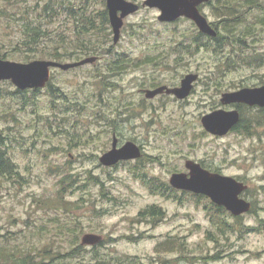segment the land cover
<instances>
[{
	"label": "rangeland",
	"instance_id": "rangeland-1",
	"mask_svg": "<svg viewBox=\"0 0 264 264\" xmlns=\"http://www.w3.org/2000/svg\"><path fill=\"white\" fill-rule=\"evenodd\" d=\"M46 1L23 4L34 8ZM70 1L88 6L93 13L103 8L102 0ZM131 1L139 4V10L124 18L116 44L108 23L109 40L99 41L100 50L91 55L98 56L93 64L51 70L52 85L59 89L54 95L48 87L20 94L11 81H0L2 143L21 175L17 182L0 177V232L6 235L1 243L48 244L65 252L77 241L82 249L66 259L68 264H264V120L253 134L236 131L223 136L206 132L200 120L203 114L222 107V92L264 84V48L258 49L262 60L253 58L252 48L243 49L234 69L223 66L217 71L226 53L195 50L191 37L198 28L192 21L161 22L157 8L143 6V0ZM1 3L0 50L6 59H40L16 48H23L22 3ZM201 10L208 22L216 20L212 7L204 5ZM35 13L30 10L28 17ZM68 17L61 10V18L48 24L53 34L62 31L65 41L75 37ZM182 43L191 45L190 53ZM116 53H126L131 61L122 74L106 69ZM77 56L90 55L65 54L60 62L79 61ZM190 72L199 79L184 101L145 98L144 89L159 82L179 83ZM119 102L127 105L121 110L126 122L112 125L110 117L115 116L113 109ZM113 132L123 143L133 140L142 146L145 168L135 171L139 162L131 160L100 164L99 156L110 149ZM150 155L158 160H148ZM187 158L248 185L243 196L255 203L256 210L244 213L241 221L255 229L222 235L211 224L202 202L190 196L179 202L151 193L138 177L146 172L168 182L172 172L186 170ZM59 190L72 204L68 211L45 204ZM152 204L166 213L155 224L137 216ZM86 234L97 235L99 242L83 245Z\"/></svg>",
	"mask_w": 264,
	"mask_h": 264
},
{
	"label": "trees",
	"instance_id": "trees-1",
	"mask_svg": "<svg viewBox=\"0 0 264 264\" xmlns=\"http://www.w3.org/2000/svg\"><path fill=\"white\" fill-rule=\"evenodd\" d=\"M2 1L6 4L9 3L11 6H17L19 3L23 5L22 16H20L21 21H23L20 25L22 33L20 44L23 48L19 46H16V48L18 47L19 50L23 51L27 57L60 61L65 54H86L91 56L97 54L100 50L98 46L99 41L105 42L109 40L111 32L109 31V19L105 0H102L103 8L97 13L88 11V6L85 7L84 4H72L70 0H47L43 5L40 4L34 8L29 7V5L24 7L23 3L27 4L25 1L29 2V0H0V7ZM85 2L87 4L88 0H85ZM202 5L210 6L214 10L216 20L211 22V26L215 30L216 35L209 36L199 30H195L191 37V44L195 50L205 48L213 51L215 54L226 53L224 60L217 65V71L223 69V66L227 70L234 69V65L239 61L236 62V58L238 59L241 53L243 54V49L252 48L255 55L253 58L256 61L263 59V55L258 53V49H261L260 46L264 48V0H207ZM30 10L36 11L33 17H28ZM61 10H64L65 14H68V19L72 23V34H75L74 38L69 37V41H65L62 31L53 34V31L48 26L49 23L56 22L61 18ZM185 19L184 17H180L178 20ZM91 35H95L96 38L94 39ZM51 42H54L53 45ZM182 45L184 51L190 53L191 45L184 43ZM228 49L230 51H227ZM105 50L109 52L110 49L108 47ZM6 57V53L0 50V58ZM30 58L25 59L29 60ZM79 59L81 57L77 56V60ZM240 60H245L244 55L240 57ZM117 61H124V57L122 56L115 61H109L106 67L107 72L115 74L114 68L118 65ZM51 80L52 77L45 87H48L50 95H54L59 89L52 85ZM104 82H106L105 84L109 82L112 85L114 84L113 81L105 80ZM215 85L218 86V83ZM107 87L109 88V85ZM16 90L20 94L25 91ZM36 90L38 89H34V91ZM125 107L127 105L119 104L113 109L115 116L110 117L112 125L116 124V121L120 123L126 122V119H121V110ZM236 107L240 112V120L234 127V130L247 135L253 134L252 130L261 125L262 120H264V108H260L257 112H252L251 115H246L249 107L240 104L236 105ZM2 138L3 136L0 134V177L17 182L21 178V175L17 170L16 164L12 161L8 149L5 147L6 145L2 143ZM148 160L154 162L158 159L150 155L148 156ZM145 166V163H141L140 161L138 165H135L134 170H141ZM210 170L218 171L212 167H210ZM71 176L69 174L68 178H71ZM138 177L151 193L160 194L179 202L184 201L186 196L196 199L197 203L202 202L211 224L222 235L224 231L243 234L248 232V230L255 229L249 227V225H244L241 221L243 215L232 216L224 207L212 203L203 195L177 190L170 186L167 181L161 180L154 175H148L146 172H140ZM247 192L245 191L243 195H246ZM251 203L252 207L249 212L255 213V203ZM45 204L53 208V210L63 211H68L72 205L69 200L65 199L62 190L57 192L56 197L46 200ZM165 215V211L156 204L146 206L137 214L140 220H146L152 224L163 220ZM259 221L261 222V220ZM237 224L239 227L236 226ZM1 238H6V235L0 232V264H68L66 259L76 256L80 253L79 250L82 249L77 241L72 242L75 244L74 247L62 252L63 249L48 244H43L40 247H31L29 245L7 246L8 243H1L3 242ZM171 248L170 246L168 247V249ZM103 261L108 262L109 260Z\"/></svg>",
	"mask_w": 264,
	"mask_h": 264
},
{
	"label": "water",
	"instance_id": "water-1",
	"mask_svg": "<svg viewBox=\"0 0 264 264\" xmlns=\"http://www.w3.org/2000/svg\"><path fill=\"white\" fill-rule=\"evenodd\" d=\"M205 1L207 0H144L142 5L157 8L160 11L159 21H173L178 17H186L191 19L202 33L214 36L216 35L215 30L198 8ZM106 8L112 27L113 42L116 43L124 18L136 12L139 9V4L128 0H106ZM95 60V56L65 63L47 59L19 62L0 58V80H10L22 90L43 87L49 80L52 67L66 70ZM197 78V73H187L180 80L179 86L161 85L155 89H147L145 96L150 98L165 90L179 99H184L190 94ZM220 102L223 106L246 104L262 107L264 106V84L222 92ZM200 120L205 131L216 136H223L239 122L240 113L235 107L231 109L220 107L203 114ZM140 156L141 149L135 142L127 140L123 145L117 146V138L113 136L111 148L99 157V161L103 165L110 166L120 160L135 159ZM184 166L187 172H174L170 175L169 184L172 187L203 194L213 203L223 206L234 216L246 213L251 209V202L240 196L247 188V185L242 181L229 175L209 171L192 159L185 160ZM98 240L99 237L94 234H86L82 237L84 244H94Z\"/></svg>",
	"mask_w": 264,
	"mask_h": 264
},
{
	"label": "flooded vegetation",
	"instance_id": "flooded-vegetation-1",
	"mask_svg": "<svg viewBox=\"0 0 264 264\" xmlns=\"http://www.w3.org/2000/svg\"><path fill=\"white\" fill-rule=\"evenodd\" d=\"M128 1H131V0H128ZM144 1V0H143ZM134 2V1H133ZM136 3V2H135ZM138 4V3H137ZM203 7V5L202 6H200V8H202ZM108 13V12H107ZM116 44V43H115ZM124 57V61H122V62H120V61H117L118 63V65L117 66H115V68H114V73H119V74H122L123 72H125L127 69V67H126V63H130L131 61H130V58H129V56H127L126 55V53H124V54H119V53H116V57H115V59L113 60V61H115L116 59L118 60V58H120V57ZM198 77H199V75H198ZM161 85H166V86H168V87H176V86H179L180 85V82L179 83H174L173 82V84H166V83H161V82H159V83H155L154 85H152L151 86V88H147V89H155V88H157V87H159V86H161ZM194 85H195V83H194ZM194 85H193V87H192V89H191V91H190V94L186 97V98H188L193 92H194ZM147 89H144L143 91V94H144V96H145V91L147 90ZM160 97H170V98H173V99H175V100H177V101H184L186 98H184V99H179V98H177L174 94H172V93H167L165 90L163 91V92H161V93H157V94H155L153 97H146L145 96V98L147 99V100H154V99H158V98H160ZM119 104H125V102H119ZM241 105H245V106H247V107H249V111H252V112H257V111H259L260 110V108H264V106H262V107H260V106H249V105H246V104H241ZM237 125V124H236ZM235 125V126H236ZM234 126V127H235ZM234 127L229 131V132H236V130H234ZM113 136H116V138H117V146H121V145H123V142L117 137V134H116V132H113L112 133V139H113ZM133 141V140H132ZM126 142V141H125ZM137 145L140 147V149H141V156L139 157V158H136V159H131V161H136V162H140V161H143V159H144V157H145V154L146 153H144V151H143V148H142V146L141 145H139L138 143H137ZM148 157V156H147ZM187 159H189V158H187ZM191 159V158H190ZM137 160H140V161H137ZM186 160V159H185ZM130 161V160H129ZM121 162H124V161H121ZM185 162V161H184ZM199 162V161H198ZM118 163H120V162H118ZM117 163V164H118ZM200 163V165L202 166V167H204V168H206V169H208V170H210V167L209 166H207V165H204L203 163H201V162H199ZM116 165V164H115ZM146 167V166H145ZM144 167V168H145ZM185 167V166H184ZM174 172H187V169L186 170H179V171H174ZM174 172H172V173H174ZM171 173V174H172ZM170 174V175H171ZM152 175V174H151ZM170 177V176H169ZM168 182H169V179H168Z\"/></svg>",
	"mask_w": 264,
	"mask_h": 264
}]
</instances>
